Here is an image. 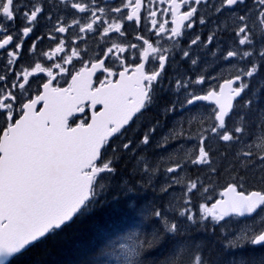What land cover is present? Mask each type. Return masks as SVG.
<instances>
[{"label":"snow or ice","instance_id":"6c2138e0","mask_svg":"<svg viewBox=\"0 0 264 264\" xmlns=\"http://www.w3.org/2000/svg\"><path fill=\"white\" fill-rule=\"evenodd\" d=\"M126 22L156 39L136 35L138 43L127 42ZM209 24L210 34L184 39L186 30ZM89 34L107 47L85 60L89 53L80 44ZM45 39L50 45L40 50ZM162 40L173 44L164 47ZM194 49L220 63L203 67L207 62ZM26 55L29 62L21 65ZM177 55L188 68L176 69L165 92V73ZM74 61L82 66L75 69ZM64 77L70 80L60 87ZM161 92L174 97L162 116L177 108L189 116L165 121L156 140L159 119L132 125ZM154 140L166 156L146 153ZM210 141L225 148L221 167L213 166L219 148ZM124 160L137 174L165 175L162 196L177 186L180 195L167 210L130 216L125 229L90 250L89 264H264V253L244 254L264 249V0H119L116 7L102 0H0V264H14L90 213L101 181ZM188 165L206 166L205 178L181 176ZM221 170L227 180L217 192L212 177ZM233 217L251 222L228 230ZM185 225L200 235H188ZM159 250L164 254L154 256Z\"/></svg>","mask_w":264,"mask_h":264},{"label":"trees","instance_id":"16d2710c","mask_svg":"<svg viewBox=\"0 0 264 264\" xmlns=\"http://www.w3.org/2000/svg\"><path fill=\"white\" fill-rule=\"evenodd\" d=\"M256 87L259 86L256 85ZM245 99H248V96H245ZM239 103H243V101H239ZM256 103L259 104L260 101L257 100ZM163 118L166 119L164 116ZM119 142V140H115L113 144H119ZM209 143L214 149L219 148V154L216 156L217 163L213 166L221 167L220 154L225 153V148L214 141ZM148 153H152L151 150H148ZM227 155L230 160V153ZM228 160L223 161V167L227 166ZM116 168V173L108 175L101 181L105 187L99 190L94 205L90 206V213L76 217L62 230L49 235L29 248L14 261V264H89L90 250L99 245L102 238L109 232L125 229L130 222V216L136 217L141 209L150 210L161 206L165 210L168 209V203L162 199L158 186L154 184L147 183L142 186L141 190L135 188L129 191L132 184L130 178L133 180L134 176L129 174V169L133 167L128 164L127 160L120 161ZM191 171L195 177L197 175L204 177L207 168L196 167ZM212 179L216 185H222L227 180V174L221 170L220 175L212 177ZM169 215H173V213L169 211ZM184 229L190 236L200 235L197 230L187 225L184 226ZM220 231L221 229L217 228V234ZM261 253H264V249L249 248L244 252L245 255L255 256L257 259ZM163 254L164 250H159L154 253V256L160 257Z\"/></svg>","mask_w":264,"mask_h":264},{"label":"flooded vegetation","instance_id":"af4514ba","mask_svg":"<svg viewBox=\"0 0 264 264\" xmlns=\"http://www.w3.org/2000/svg\"><path fill=\"white\" fill-rule=\"evenodd\" d=\"M102 3L104 5L111 6V7L119 6V0H102ZM145 3H147V0H145ZM156 6L157 7H162V5H159V3H157ZM163 7H166V5H163ZM204 11H205V9L201 8V13L202 14H203ZM165 18H167L169 20L171 19V17H161V19H165ZM142 27H143V25H141V28ZM149 27H150V25H149ZM169 27H171V25H169ZM211 29H212V25L209 24V25H207V26H205L203 28L200 27V26H197L196 30H195V33L186 30L184 39H187L188 37L193 36L196 33H201L203 36H206L207 34H210ZM72 31H73V34H74L76 30L73 29ZM125 31H126V34H127V42L138 43V41H136L134 39V37L136 35H145L146 38H150V39H153V40L156 39L154 34L141 31V29L137 28V26L134 23L126 22ZM221 38L223 40H228L229 39V37L227 35H222ZM108 39H116L115 34L112 37L108 38ZM28 43L30 45L31 41H29ZM161 44H163L164 47H171L172 44H173V41H167L165 43V41L162 40ZM49 45H50V41L45 39L43 41V43L40 44L38 47H39L40 50H47ZM182 46H183V40L181 41L180 45H178L177 48L174 49V52L178 51V48L182 47ZM101 47H107V45L103 43V41L100 39V37L98 35L89 34L86 37L85 42L80 44V48L81 49L87 48L88 53H89L88 55H86L84 57L85 60H88L91 56H94L95 53L99 52ZM221 47H223V45H221ZM211 48H212V51H216V45L215 44L212 45ZM194 51H201V50L194 49ZM201 55L203 56V59L207 62L206 64L202 65L203 67L211 68V66L213 64L220 63L219 61H216L215 58L211 55V53L207 52L206 49H203L201 51ZM129 58L131 59L130 54H129ZM28 62H29V57L26 55L25 58L21 61V65H26ZM108 63L111 66V61H109ZM74 64H75V69H79L82 66L81 63L78 62V61H74ZM89 67H90V65H89ZM225 67H227V65H225ZM177 68L179 69L180 73L185 72L186 69L188 68V64L182 62L179 55H177L176 58L173 61H171V66L168 68L167 72L165 73L166 79L163 81L165 92L169 88V82L174 80V79H176V78H178L177 77V72H176ZM213 74H215V73H213ZM224 77L225 78L228 77V71L224 72ZM97 78L103 79V75H101L98 72L96 74V76L93 77L94 83L98 86V79ZM257 79H259V78H257ZM66 80H70V77L60 78L59 81H58L59 86L60 87H67V83L65 82ZM55 83H57V82H54V84ZM33 86H35V85H33ZM172 98H174V97L171 96L170 94H165L164 92L159 93L158 103H155L147 112L144 113L143 116H141L139 118V120L137 121L136 124L132 125V130H135L141 122L146 123L147 120H151L152 121L154 119H159L161 122H163L164 118H163V116L160 113H158V111H160L165 105H167L169 103L170 99H172ZM204 106H206V105H204L203 102H202L201 110H203ZM98 108H99V106H98ZM177 110L181 111L179 108H177ZM208 110L210 111V108ZM154 112H156V113H154ZM88 114L90 115V112ZM153 114L155 115V118H154ZM79 115L80 114H77V116H79ZM205 115H206V113H205ZM127 135L131 136L132 135V131L130 130L127 133Z\"/></svg>","mask_w":264,"mask_h":264},{"label":"rangeland","instance_id":"374dc122","mask_svg":"<svg viewBox=\"0 0 264 264\" xmlns=\"http://www.w3.org/2000/svg\"><path fill=\"white\" fill-rule=\"evenodd\" d=\"M162 110V109H161ZM161 110L158 111V113L161 114ZM189 116V113L188 112H183L181 113V111H178L174 114H171L170 116L166 117V119L161 122V129H159L157 131V134H156V140H158L160 138V135L163 131V126H164V123L165 121H167L169 124L171 123H174L175 121H180V120H183L185 117ZM155 120V119H154ZM149 121L151 120H147L146 123H148ZM188 126L185 125V128H187ZM156 140L153 141V144L148 146L145 151L146 153H148V150H151V152H156L157 155H160V156H166L167 153L163 152L162 150L161 151H157L155 149V142ZM185 147H190V145H185ZM169 151H171V149H169ZM167 165L166 164H162V167H166ZM196 167H202L203 169H206V166H193V165H188V167L185 169V171L183 173H180L181 176H184V175H190L192 176L193 178H195V176L193 175L192 173V169L196 168ZM129 174H133L132 177L134 176V179L132 180V178H130V181L132 182L130 188H129V191H131L132 189H135V188H139L140 190L142 189V186H144L145 184L147 183H150V184H154L156 186H158V190L160 189V186L162 184H164L165 180L167 179V177L165 175H161V174H157V175H154V176H144L142 174H137L136 172H134L133 168H130L129 169ZM202 179L205 178L204 177H201ZM220 185H217L216 187V191L218 192L220 190ZM180 195V189H179V186H177L172 192H170L169 196L167 197H164L161 195L162 199L164 201H166L168 203V201L173 197V196H179ZM168 206V205H167ZM244 222H251V221H245V218H239V217H233L231 218V220H229V223L226 225V228L228 230H232V231H235L239 226H242V224Z\"/></svg>","mask_w":264,"mask_h":264},{"label":"bare ground","instance_id":"6f19581e","mask_svg":"<svg viewBox=\"0 0 264 264\" xmlns=\"http://www.w3.org/2000/svg\"><path fill=\"white\" fill-rule=\"evenodd\" d=\"M215 145V144H214ZM205 172V171H204Z\"/></svg>","mask_w":264,"mask_h":264}]
</instances>
